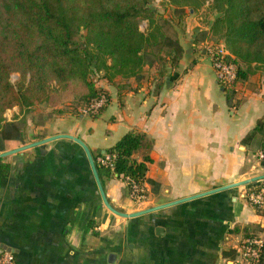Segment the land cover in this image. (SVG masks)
Wrapping results in <instances>:
<instances>
[{
  "label": "crops",
  "instance_id": "crops-1",
  "mask_svg": "<svg viewBox=\"0 0 264 264\" xmlns=\"http://www.w3.org/2000/svg\"><path fill=\"white\" fill-rule=\"evenodd\" d=\"M174 10L183 50L161 79L147 64L138 76L98 73L109 102L97 115L15 118L25 125L24 143L67 132L94 157L126 132L143 133L132 154L148 156L143 200L129 197L120 176L99 171L109 202L125 212L264 173L256 156L264 144V67L243 64L238 88L224 89L204 52L207 42L223 43L212 36V14L204 21L203 9ZM262 179L122 216L102 202L83 148L58 137L0 157V249L10 247L17 264H250L236 246L246 235L264 239V209L244 197Z\"/></svg>",
  "mask_w": 264,
  "mask_h": 264
},
{
  "label": "trees",
  "instance_id": "trees-1",
  "mask_svg": "<svg viewBox=\"0 0 264 264\" xmlns=\"http://www.w3.org/2000/svg\"><path fill=\"white\" fill-rule=\"evenodd\" d=\"M168 1L194 11L203 2ZM209 4L212 35L232 54L240 80L245 75L243 64L264 67V0H210ZM142 18L148 21L146 30L139 27ZM0 21V151L25 141L23 120L4 118L7 108L35 102L54 107L69 100L79 108L103 89L93 73L110 80L117 74L138 76L147 64L157 69L161 79L168 64L178 63L183 50L173 32L175 24L148 0H0ZM5 49L27 74L19 87L9 78L11 64L3 56ZM144 138L143 133L129 131L108 149L116 153V175L143 180L148 156L138 161L132 154ZM260 160L264 165V157ZM96 165L98 171L106 169ZM258 264H264V239Z\"/></svg>",
  "mask_w": 264,
  "mask_h": 264
},
{
  "label": "built area",
  "instance_id": "built-area-1",
  "mask_svg": "<svg viewBox=\"0 0 264 264\" xmlns=\"http://www.w3.org/2000/svg\"><path fill=\"white\" fill-rule=\"evenodd\" d=\"M204 52L210 59L211 66L214 70L218 82L224 89L238 88L240 78L238 77V66L232 60V54L226 49L224 43L207 42L204 45ZM92 78L95 80L94 75ZM109 102V95L106 90H99L98 93L91 98L86 104L80 106L78 111L80 114L95 116L100 110ZM256 156L261 159L264 157V144L257 151ZM115 151L106 150L99 153L95 157V163L99 166L108 169L114 173L115 167ZM128 187L129 197L133 201L143 200L147 195L146 186L143 180H138L130 175H119ZM244 197L257 209H264V179L257 186L246 190ZM262 238L258 235L243 236L237 246L236 250L240 256L239 260H247L250 264H256L259 259ZM15 256L11 250L0 249V264H14Z\"/></svg>",
  "mask_w": 264,
  "mask_h": 264
},
{
  "label": "rangeland",
  "instance_id": "rangeland-1",
  "mask_svg": "<svg viewBox=\"0 0 264 264\" xmlns=\"http://www.w3.org/2000/svg\"><path fill=\"white\" fill-rule=\"evenodd\" d=\"M210 0H203V2L198 5L196 8V11L198 12L199 10L203 9L202 15H205L204 21H207V16L210 14H213L212 12V8L210 7L209 4ZM207 3V4H206ZM148 4H150L151 6H153L154 8H156V10L158 12H160L163 16H165L168 19H171L172 22L175 24H180V18L177 21V11H173V5L168 1V0H148ZM1 21H0V33H1ZM147 25H148V21L146 18H142L139 20V27L142 30H146L147 29ZM174 35L178 34V32L173 31ZM214 37V35H212ZM215 39H219L217 37H214ZM3 56L5 58V60H7L10 64H11V70L9 73V78L10 80L17 86L19 87V84H23L26 82L27 80V74L25 75L22 72V69L20 67V65L14 63L11 59L12 53L8 50L5 49L3 51ZM56 108H61L63 111H71L76 113L78 111V107L76 105L75 100L70 102V100L67 102H63L60 104H57L56 106H48L45 107L44 103H39V102H35L33 103L31 106H20L18 107L17 105L12 106L10 108H7L6 111L4 112V118L7 119H11V118H16L20 113L23 114V118H27V117H33L36 118L37 120H42V118H44V116H42V113L40 112H47L49 114V117H53V115H55L56 112ZM41 115V116H40ZM48 117V118H49ZM46 118V116H45Z\"/></svg>",
  "mask_w": 264,
  "mask_h": 264
},
{
  "label": "water",
  "instance_id": "water-1",
  "mask_svg": "<svg viewBox=\"0 0 264 264\" xmlns=\"http://www.w3.org/2000/svg\"><path fill=\"white\" fill-rule=\"evenodd\" d=\"M58 137L70 138V139L74 140L75 142H77L83 148V150H84V152L86 154V157H87V161H88V163L90 165V169H91L94 181L96 183L98 192H99L100 197L102 199V202L112 212H114L116 214H119V215H122V216L137 215V214H140V213H144V212H147V211H150V210H153V209H157V208L166 206L168 204H173V203L185 200L188 197L199 196V195L210 193V192L222 189V188L231 187V186L243 184V183H246V182H249V181H254V180H257V179L264 178V173H260V174H256V175L250 176L248 178H244V179H241V180L230 182V183H228L226 185H223V186H219V187H216V188L205 190V191H202V192L190 195V196H185V197H182V198H179V199H176V200H171V201H168V202L156 204V205H153V206H150V207H147V208H143V209H139V210H136V211H132V212H125V211H122V210H119V209L115 208L109 202V200H108V198L106 196V193L104 191V187H103V184H102V181H101V178H100L98 167H97V165L95 163L94 156H93L90 148L88 147V145L77 135L70 134V133H67V132L51 134L49 136H45V137L39 138L37 140H33V141H30V142H27V143H23V144H20V145H17V146L2 150V151H0V157H2L4 155H7V154H10V153H13V152H16V151H19V150H22V149H25V148H28V147L33 146V145H37V144H41V143H44V142L49 141V140H53V139L58 138ZM4 248H6L7 250H11V248L6 246V245L4 246Z\"/></svg>",
  "mask_w": 264,
  "mask_h": 264
}]
</instances>
